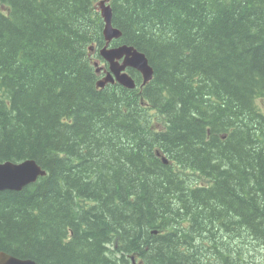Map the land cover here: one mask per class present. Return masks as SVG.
Wrapping results in <instances>:
<instances>
[{"label": "trees", "instance_id": "obj_1", "mask_svg": "<svg viewBox=\"0 0 264 264\" xmlns=\"http://www.w3.org/2000/svg\"><path fill=\"white\" fill-rule=\"evenodd\" d=\"M99 1L0 0V163L47 171L0 191V252L264 264V0H109L134 90L97 87Z\"/></svg>", "mask_w": 264, "mask_h": 264}, {"label": "water", "instance_id": "obj_2", "mask_svg": "<svg viewBox=\"0 0 264 264\" xmlns=\"http://www.w3.org/2000/svg\"><path fill=\"white\" fill-rule=\"evenodd\" d=\"M99 10L105 22L104 38L106 46L101 51V56L110 65V72L97 84L103 88L116 81L128 89H135L136 82L127 72L133 68L142 74L144 84L149 83L154 77V69L150 65L147 56L132 46L121 45L109 48L112 41L122 37V32L112 26V9L106 6V1L99 3ZM123 60L121 63L120 61ZM98 65V63H96ZM101 69L98 70L100 72ZM167 163V160H164ZM47 175L35 160L28 159L20 163H0V191L11 190L23 191L26 187L35 184L42 177ZM0 264H40L31 259H20L6 252H0Z\"/></svg>", "mask_w": 264, "mask_h": 264}, {"label": "rangeland", "instance_id": "obj_3", "mask_svg": "<svg viewBox=\"0 0 264 264\" xmlns=\"http://www.w3.org/2000/svg\"><path fill=\"white\" fill-rule=\"evenodd\" d=\"M261 107L263 108L264 107V103L262 101H259Z\"/></svg>", "mask_w": 264, "mask_h": 264}, {"label": "flooded vegetation", "instance_id": "obj_4", "mask_svg": "<svg viewBox=\"0 0 264 264\" xmlns=\"http://www.w3.org/2000/svg\"><path fill=\"white\" fill-rule=\"evenodd\" d=\"M135 264H137V263H135Z\"/></svg>", "mask_w": 264, "mask_h": 264}, {"label": "bare ground", "instance_id": "obj_5", "mask_svg": "<svg viewBox=\"0 0 264 264\" xmlns=\"http://www.w3.org/2000/svg\"><path fill=\"white\" fill-rule=\"evenodd\" d=\"M98 4V3H97Z\"/></svg>", "mask_w": 264, "mask_h": 264}]
</instances>
